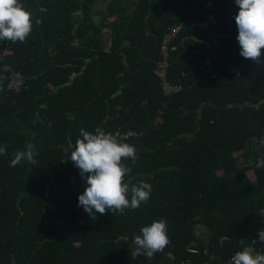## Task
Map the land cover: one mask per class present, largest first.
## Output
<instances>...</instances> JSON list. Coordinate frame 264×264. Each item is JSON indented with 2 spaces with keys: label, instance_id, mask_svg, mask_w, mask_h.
Here are the masks:
<instances>
[{
  "label": "trees",
  "instance_id": "1",
  "mask_svg": "<svg viewBox=\"0 0 264 264\" xmlns=\"http://www.w3.org/2000/svg\"><path fill=\"white\" fill-rule=\"evenodd\" d=\"M94 1L21 0L31 34L0 41V146L8 153L0 156V264H221L245 247L264 254V168L255 167L264 153V56L255 63L239 54L235 0H212L209 9L208 0H130L128 12L105 5L99 26L93 7L104 2ZM211 13L214 24L198 25ZM175 25L168 79L182 90L164 96L153 69ZM13 72L27 78L19 92L7 89ZM98 127L138 133L116 136L137 149L124 161L128 179L152 191L135 210L93 219L78 206L86 179L70 154L80 129ZM27 143L35 163L9 167ZM160 219L171 243L151 260L133 259L131 241ZM222 236L231 238L223 247Z\"/></svg>",
  "mask_w": 264,
  "mask_h": 264
},
{
  "label": "clouds",
  "instance_id": "2",
  "mask_svg": "<svg viewBox=\"0 0 264 264\" xmlns=\"http://www.w3.org/2000/svg\"><path fill=\"white\" fill-rule=\"evenodd\" d=\"M239 8L235 16L238 28L236 39L240 45V55L255 63L264 56V0H235ZM42 20L37 18L36 25ZM33 28L32 13L27 11L21 0H0V41L25 42ZM42 109L47 105L41 104ZM80 136L71 151V163L79 169L86 186L78 197L81 206L90 218L96 219L97 213L106 215L109 212L123 215L126 209L135 210L150 199L152 185L140 181L131 183L128 177L132 169L124 161L135 160L137 149L128 143L119 142L117 136L96 128L94 132L80 129ZM259 144L264 147V140ZM7 145L0 146V156L7 155ZM36 146L27 143L23 151H16L9 167H16L22 161L35 163ZM241 165L245 162L241 161ZM256 168H264V153L255 162ZM258 215L264 218V208ZM229 236H222L221 247L230 242ZM258 239L264 244V229L259 230ZM171 243L167 235L165 219L153 221L149 226L140 229V234L131 241L132 258L141 255L151 260L157 252H162ZM252 244H257L253 239ZM254 253L252 247H245L236 252L229 264H264V254Z\"/></svg>",
  "mask_w": 264,
  "mask_h": 264
},
{
  "label": "built area",
  "instance_id": "3",
  "mask_svg": "<svg viewBox=\"0 0 264 264\" xmlns=\"http://www.w3.org/2000/svg\"><path fill=\"white\" fill-rule=\"evenodd\" d=\"M212 0H208L207 8H210ZM236 15H232L231 18L235 19ZM215 19L214 15L211 13L209 19L200 25L201 27H206L210 24H214ZM180 30V25H175L169 28V30L164 34L161 39L160 48H159V55L160 58L156 61L153 72L155 76L159 80V84L164 96H169L174 93H178L182 90V86L179 84H172L168 79V69H169V54L171 51L175 49V46L172 44L173 40L176 38L178 32ZM261 62V59L258 63ZM27 78L22 75L20 72H13L10 75L9 83L7 85V89L13 92H19L21 89L26 88ZM116 135L129 138L132 136H137L138 133L135 131H127L123 134L117 132ZM230 258L222 261L221 264H229ZM181 264H192L190 261L182 262Z\"/></svg>",
  "mask_w": 264,
  "mask_h": 264
},
{
  "label": "crops",
  "instance_id": "4",
  "mask_svg": "<svg viewBox=\"0 0 264 264\" xmlns=\"http://www.w3.org/2000/svg\"><path fill=\"white\" fill-rule=\"evenodd\" d=\"M97 1L98 0H95L94 1L95 2L94 4H96ZM102 1L104 2V4H103L102 7H99V6H94L93 7L92 18H93L94 23L97 26H99L101 15L103 14V12H105V5H107V6L108 5H114L115 6V4H118V7H117V5L115 6V7L118 8V9L116 8L118 11L124 10V11H127L128 12L131 9V7L129 6L130 3H131L130 0H129V2H127L125 0H102ZM79 13H80V11H79ZM113 19H114V17L109 18L108 19V22L110 20H113ZM103 33L105 35V40H106L105 41V47H108V45H109V35H110V31L108 29H106V30L104 29ZM250 172H252V171H249L248 173H250ZM197 232L200 233V236L205 241L208 240V235L209 234H208V232L205 229H202V228L198 227V231Z\"/></svg>",
  "mask_w": 264,
  "mask_h": 264
},
{
  "label": "water",
  "instance_id": "5",
  "mask_svg": "<svg viewBox=\"0 0 264 264\" xmlns=\"http://www.w3.org/2000/svg\"><path fill=\"white\" fill-rule=\"evenodd\" d=\"M237 42H238V40H237ZM239 43V42H238ZM124 61H125V63H126V60H125V58H124ZM210 62V60L208 59L207 61H206V63L208 64ZM74 75H75V73H73L72 74V76H71V78H70V81H68L67 83H66V85H69L70 83H71V80H72V78L74 77ZM118 93H120V90H118L114 95H116V94H118ZM204 104H205V102H202L201 103V105H200V107H199V109H198V119H199V117H200V114H201V111H202V108H203V106H204ZM245 104H247V103H243V104H238L237 102H235V103H233V104H231L230 106H233V105H240V106H243V105H245ZM109 117V114L107 113V115H106V118H108ZM197 119V120H198ZM31 170V167H29V171ZM17 224H18V221H17ZM7 237H4L3 238V240H5Z\"/></svg>",
  "mask_w": 264,
  "mask_h": 264
},
{
  "label": "rangeland",
  "instance_id": "6",
  "mask_svg": "<svg viewBox=\"0 0 264 264\" xmlns=\"http://www.w3.org/2000/svg\"><path fill=\"white\" fill-rule=\"evenodd\" d=\"M249 177H250V179H252V180L254 179V175H253L252 172L249 173ZM199 227L201 228V226H199ZM197 231H198V230H197Z\"/></svg>",
  "mask_w": 264,
  "mask_h": 264
}]
</instances>
